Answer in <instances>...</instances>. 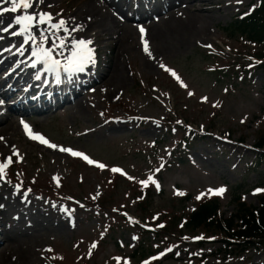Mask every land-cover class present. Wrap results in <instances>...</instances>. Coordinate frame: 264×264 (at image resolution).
<instances>
[{"label":"rangeland","instance_id":"374dc122","mask_svg":"<svg viewBox=\"0 0 264 264\" xmlns=\"http://www.w3.org/2000/svg\"><path fill=\"white\" fill-rule=\"evenodd\" d=\"M53 1L54 5L52 0H34L30 8L13 16L48 13L56 22L63 13L69 17L78 2ZM260 1L238 0L229 11L216 4L206 33L166 49L150 67L143 59L146 46L138 40L162 15H144L138 21L144 32L135 28L129 44L138 46L124 56L126 79L117 94L108 98L97 89L90 94V87L106 79L100 73L75 94L92 103L82 112L57 106L21 115L36 126V134L46 133L56 149H72L93 161L68 151L65 156L52 154L48 144L40 148L25 137L16 139L11 152L0 151V164H8L11 158L0 183L19 200L28 199L25 204L32 200L64 218L67 226L61 233L50 232L44 217L35 221L46 223L37 234L41 240L37 264H264L260 244L228 247L216 224L195 228L187 223L201 201L219 199L218 215L223 221L238 212L236 190L242 201L253 206L264 194V161L259 163L257 157V143L264 135V68L257 58L262 48L228 30L234 18L249 13ZM131 2L129 13L138 6L145 8L139 0ZM187 3L182 1L177 8ZM0 4L5 6L0 8L3 12L13 7L11 0H0ZM6 12L0 40L6 38L4 31L9 27L6 15L13 13ZM32 36L39 38L31 42L41 52L47 42ZM89 40L95 41L94 63L83 71L92 74L98 66L106 67L115 47ZM76 41L66 44H72L69 52L75 50ZM12 62L0 77L18 59ZM183 124L186 129H177ZM113 125L122 128L111 130ZM184 138L189 141L185 143ZM138 218L148 232L134 223ZM13 223L5 218L0 234L2 227ZM3 246L0 236V251Z\"/></svg>","mask_w":264,"mask_h":264},{"label":"bare ground","instance_id":"6f19581e","mask_svg":"<svg viewBox=\"0 0 264 264\" xmlns=\"http://www.w3.org/2000/svg\"><path fill=\"white\" fill-rule=\"evenodd\" d=\"M139 1L144 4L145 8H139L138 6L136 11L129 13L127 6L130 5L131 0H78L74 12L69 17L63 13L62 18L59 21H52L53 24H58L61 20L65 21V27L68 31H64L63 28L57 31L49 24H39L32 28L31 35L32 33L33 35H38L48 44L53 43L52 52L58 56L60 59H58L59 62L68 59L70 56L69 47H71L72 44L69 47H67L66 44L69 42L73 43L76 40L79 41L85 39V41H87L94 38L96 41L100 40L103 44H111L115 47V51L109 58L106 67L98 66L92 74H87L84 71L73 72L67 69L63 74H59L57 71L54 72L53 70H44L43 75L50 78L55 77L56 82H60L63 87L61 92L54 95V102H45L41 100L40 105H31L29 107L21 106L20 103H15L11 105L10 111H3V109L6 108V104L1 103L0 101L1 152H5V154L11 152L13 147L16 145V139H22L25 137V133L23 131L25 122L23 123L21 118L17 116H21L28 109H30L28 111L31 112L43 109L45 112L49 110L51 111L55 107L59 106V108L64 107V110L72 108V110H76L75 112H82V110L87 108V103L91 105L92 103L88 97L75 98V94H79L80 90L86 88L87 83L98 79L100 73H103V76H106V79L96 84V86L90 87V94L96 89L105 92L108 98L117 94V89L126 79L124 56L127 52L129 53L131 49H136V46H138V43L136 45L134 43V46L132 47H130L129 44L134 39L135 28L138 30L140 27L138 21L142 19V16L150 13L154 14L153 16H156V13H160L162 15V17L155 19L154 22H151L152 26H150V29L146 28L148 31H146L145 35L141 36V39L138 40L141 41L143 45H147V51L144 49L143 52V59L145 65L150 67L155 59L162 55L166 49L176 48L181 43L191 41L194 38L201 36L203 33H206L208 31V27L210 26V20L214 19V15L211 12L216 9V4H220L221 9L229 11L232 7H236L238 0H229L228 5L225 4L226 0ZM182 1H185V3L188 2L187 6L183 5L177 8ZM52 5H54L53 0ZM238 5H242V2L239 1ZM3 7L5 6L0 4V8ZM5 12H3V15H0V23L4 21V14H7V12ZM207 12H210L211 14ZM13 14L14 12L10 14L11 17L6 15L5 22L6 24L9 23L7 25L9 27L7 29L5 28L6 30L4 31L6 38L4 40L1 39L2 42L0 40V75L4 71V68L13 63L12 61L15 59H18L19 55L24 50L32 51L36 48V43L32 44L31 40L28 39L29 33L24 32V30L20 28L21 25L16 24V17H14ZM120 16L123 17V20ZM133 20L135 21V24L132 23ZM90 30H96V32H93L91 35L89 33ZM14 33H23V35ZM21 41L24 44H21ZM62 42L66 46L64 45L61 47L60 45ZM93 44H95V41L89 46H92ZM94 48L96 47H93V49ZM140 48H142V46ZM29 53L31 56L26 59L27 61L36 56L31 52ZM44 60H46V62H50L47 59ZM16 71L17 69L3 77H0V95L3 96L4 99H6L9 95L6 90H2L4 86L10 85L9 88L13 87L14 89L12 91H16L17 88L22 85V75H16ZM96 75L98 76L95 78ZM70 98L72 100L75 98L73 103L71 102V104L68 103L67 105L59 104L63 102L65 103L66 100H70ZM151 125L153 126V124ZM28 126H31V124ZM118 128L122 127L119 125H113L111 130ZM97 131L99 132L98 129ZM31 132H35L33 131V128ZM26 140L28 139L26 138ZM30 142L34 143L37 147H45L38 139H33L31 137ZM47 150L50 153L57 154L59 156H62L63 154V156H65V154H67V151H61L60 149L53 147H50ZM211 153L213 152L211 151ZM199 154H201V152ZM25 203H27L26 200H19L11 188H6L0 183V217L2 220L7 218L14 222L13 225L2 227V233L0 236L2 241H4V246L0 251V264H37L35 254L38 252V248H40L41 241L39 240L37 234L44 229L40 227H44L43 224L46 223L41 222V225L37 224L35 221L40 220L42 217H44V220L42 221H47V224L50 225L51 228L48 227L50 232L61 233L66 231L67 226L64 218L55 215V213L51 210L44 209L32 200L28 201V204Z\"/></svg>","mask_w":264,"mask_h":264},{"label":"trees","instance_id":"16d2710c","mask_svg":"<svg viewBox=\"0 0 264 264\" xmlns=\"http://www.w3.org/2000/svg\"><path fill=\"white\" fill-rule=\"evenodd\" d=\"M231 34L245 36L248 40L258 43L262 46L258 56L262 59L261 66L264 68V0L250 14L237 17L230 23ZM259 146L264 148V135L260 139ZM236 191L235 199L238 201V212L231 218L226 219L224 223L217 219L219 207L218 201H211L202 204L196 212H193L190 224L193 227L206 224L211 218L219 229L225 232L230 238L243 239L249 244H264V195L260 198L259 206H250L240 200L241 197Z\"/></svg>","mask_w":264,"mask_h":264},{"label":"snow or ice","instance_id":"6c2138e0","mask_svg":"<svg viewBox=\"0 0 264 264\" xmlns=\"http://www.w3.org/2000/svg\"><path fill=\"white\" fill-rule=\"evenodd\" d=\"M34 0H11L13 7L11 9H5L4 11H12L17 12L21 9H28L32 6ZM42 2V0H41ZM0 15H3V11H0ZM17 25H24V32L29 33V39H35L34 36L31 35V29L39 24H49L53 29L59 31L60 29H64V31H68L65 27L66 22L61 20L58 24L52 23V17L48 13H39V14H26L23 17H16L15 18ZM141 32H144V29L141 28ZM14 34H21L23 33H14ZM46 39V38H45ZM92 41H85L79 40L75 43V50L72 53V58L70 59L68 65H66V69L73 72H80L84 70V66L88 63H94V50L89 47ZM61 47L64 46L63 42L60 45ZM147 51V45L145 47ZM43 56L41 59H47L51 61V64L54 66H59V61H56L52 58L51 52L47 49H43ZM33 55H40V53L34 52ZM25 129L29 132V135L33 139L40 140L41 143L48 144L49 147H57V145L51 144L48 140H46L43 136L39 134H33L27 124H25ZM61 151H68L72 155L82 156L84 159L88 160L89 163H93L87 156L82 153L75 152L72 149H64L61 148ZM11 163V158H8V164H0V175H6L5 169ZM100 167H104V165H99ZM114 171H119L118 169H114ZM58 179V178H57ZM212 191V190H210ZM219 193H223L224 189L216 190ZM119 259V258H118Z\"/></svg>","mask_w":264,"mask_h":264}]
</instances>
